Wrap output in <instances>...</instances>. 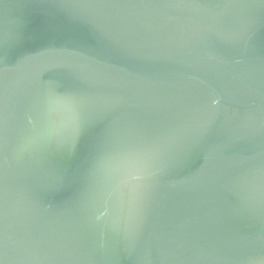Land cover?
Wrapping results in <instances>:
<instances>
[{
	"label": "water",
	"instance_id": "95a60500",
	"mask_svg": "<svg viewBox=\"0 0 264 264\" xmlns=\"http://www.w3.org/2000/svg\"><path fill=\"white\" fill-rule=\"evenodd\" d=\"M0 264H264V0H0Z\"/></svg>",
	"mask_w": 264,
	"mask_h": 264
},
{
	"label": "snow or ice",
	"instance_id": "6c2138e0",
	"mask_svg": "<svg viewBox=\"0 0 264 264\" xmlns=\"http://www.w3.org/2000/svg\"><path fill=\"white\" fill-rule=\"evenodd\" d=\"M88 124L74 117L73 118V127L76 132H82L87 128ZM112 135H109L102 143L98 145V151H100L107 159H110L113 156V151L111 150L110 140ZM127 182L133 186H138L143 177L140 173V169L135 164H130L126 172Z\"/></svg>",
	"mask_w": 264,
	"mask_h": 264
}]
</instances>
